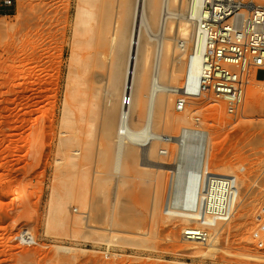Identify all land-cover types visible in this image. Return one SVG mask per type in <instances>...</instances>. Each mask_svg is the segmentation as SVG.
I'll return each instance as SVG.
<instances>
[{
	"label": "rangeland",
	"instance_id": "obj_1",
	"mask_svg": "<svg viewBox=\"0 0 264 264\" xmlns=\"http://www.w3.org/2000/svg\"><path fill=\"white\" fill-rule=\"evenodd\" d=\"M77 4L78 0H13L11 7L0 8V264H264V112L259 108L247 115L241 108L237 116H230L224 104L213 94L209 96V92L208 99H188L189 126L197 128L194 119L198 117L199 128L211 132L218 146L213 151L217 155L213 171L231 172L244 182L240 206L243 216L238 217L237 213L229 222L220 224L211 259L195 258L174 247L183 243L181 234L186 224L179 218L167 219L164 205L170 173L146 170L141 164L145 159L140 152L143 147H135L139 153L126 164L121 176L98 185L94 183L105 178L106 168L97 156L85 161L80 150L73 164H57L64 156L59 140L64 131L78 137L73 145L77 149L92 140L98 149L93 148L95 152L107 148L102 130L104 96L89 117L76 112L74 127L70 126L73 129L62 124L63 106L69 100ZM42 29L50 31L49 38H39L37 31ZM148 34L157 39L160 33L154 30ZM153 47L147 49L150 59ZM109 62L106 53L103 67L96 70L102 79L100 86L108 79ZM26 65L28 81L19 72ZM93 77L90 71L88 82ZM262 80H255L258 88ZM183 82L182 77L174 85L181 87ZM171 98L174 103L175 96ZM214 101L220 105H211ZM174 104L170 109L172 117L187 112H176ZM178 129L164 133L177 136ZM162 147L169 149V155H158V161L172 163L177 146L166 144L159 148ZM57 165L62 169L57 170ZM117 184L118 199L112 201ZM56 187L61 196L58 199L57 193L52 192ZM22 191L28 196L24 198ZM52 196L65 201L63 216L67 222L63 228L47 227ZM83 212L99 228L86 233L82 225L85 232L76 233L78 227L75 229L73 222ZM16 219L20 221L18 229L11 226ZM111 220L115 226L110 225ZM25 231L31 236L29 241L20 238ZM214 235L212 232L211 237ZM59 246L68 247L71 252L56 251Z\"/></svg>",
	"mask_w": 264,
	"mask_h": 264
},
{
	"label": "bare ground",
	"instance_id": "obj_2",
	"mask_svg": "<svg viewBox=\"0 0 264 264\" xmlns=\"http://www.w3.org/2000/svg\"><path fill=\"white\" fill-rule=\"evenodd\" d=\"M244 3L254 4L251 2ZM202 5L203 0H78L72 30L71 60L73 64L70 66L69 73V100L63 106L62 124L66 128L74 127L76 112L81 113L82 117L84 115L89 117L95 113V110L99 107V101L104 96L101 104V108L105 112L102 130L107 141V148L95 152L93 148L96 147H94L92 140L91 144L93 146L85 141L87 145L83 148L84 150L77 149L73 145L75 146L77 143L76 139L78 140V137L75 139V134L63 130L64 132L61 133L63 137L59 140L65 151H59L64 155V158H59L62 156L59 154V160H57L59 163H56L58 165L62 162L73 164L78 155L77 152L80 150H82L80 154L84 153L83 159L85 161L97 156L100 162H104L106 168L105 178L94 183L98 185L100 181L108 182L113 176H121L126 164L130 159L136 158L139 153L135 147H143L140 152L145 159L141 164L146 170L170 173L168 195L164 205L167 219L174 220L177 218V221L183 220L186 225L183 226L182 232L191 229H205L209 233V239L205 244L183 240L181 235V242L183 243L175 244L174 247L177 248V251L188 253V255L195 258L211 259L216 251L215 243L217 236L220 234V224L229 222L237 213L238 217L243 216L240 206L242 203V183L244 182L241 183L238 176L231 172L213 171L217 160V155L215 156L213 151H217L218 146L214 142L211 132L199 128L200 121L197 122L196 118L194 121L197 128L189 126L190 119L186 115L189 110L186 108L190 102H188V99L191 100L190 98H185L184 111L178 112L183 113L186 110L185 114L172 117L170 113L172 104L175 103V106H173L176 108V103L182 100L186 87L191 91L199 88L202 50L199 43L196 48L195 45L198 13ZM254 5L264 8V3ZM41 19L38 20L42 21ZM154 30L160 33L157 39H152L148 34V32ZM37 32L39 38H49L50 31L46 32L42 29ZM153 45V58L150 59L147 49ZM189 48L191 52L188 54ZM88 49H92V51L86 52ZM106 53L110 57L108 65L110 72L105 84L100 86L102 79L98 76L96 70L103 67ZM186 55L187 61L184 62ZM26 71H28L27 65L21 71L19 70L23 79L27 75H25ZM90 71L94 77L88 82L87 74ZM182 77L184 78L183 85L181 87L175 86L174 83ZM247 77L249 86L245 92L242 107L244 111L242 109V112L247 115L259 108L263 113L264 74L260 75V72L251 68L248 70ZM258 79L262 80V86L259 88L255 85ZM25 81H28V79H25ZM25 89L27 88L25 87ZM206 94V90L201 91V97L206 96L205 98H207ZM171 96H175L174 103H172ZM209 96L212 95L209 93ZM216 101L210 104H217ZM135 124L138 126L135 127ZM174 127H179L180 132L177 136L164 133ZM88 138L91 139L92 136L90 135ZM186 139L196 141L194 153L200 170H207L218 176L235 178L236 191L231 213L227 220L216 221L209 218L198 220L193 213L185 211L184 207L177 206L176 196L181 201H189L193 192V179L187 173L183 174L182 164L179 160L181 142ZM166 144L177 146V152L173 159L174 163L158 161V155L162 157L169 155L168 148H159L161 145ZM70 151L72 154H68L71 153ZM75 152L76 154H74ZM64 160H67V162ZM64 163L61 165L63 166ZM58 165L59 169L57 170L62 169ZM178 184L182 186V189L175 194L173 190L175 186L178 187ZM56 189L57 187L52 192H56L58 196L59 193ZM15 191L17 192V190ZM15 193L14 196L17 195ZM22 193H25L24 198L28 196L27 192L22 191ZM54 197L50 199L49 203L47 227L63 228L64 222H67L65 215L63 216L64 209H66L65 201L62 202V199L56 200L61 196L55 197L56 199ZM18 198L16 197V199ZM117 199L118 184L114 186L112 193V201H117ZM153 199L152 201H154ZM83 205L82 210H84ZM154 206L153 208H155ZM83 214L85 213L79 214L80 217H76V221L73 222L74 228L75 226L78 227L77 229H80L79 226L82 228L81 231L75 228L76 233L78 231L79 233L82 231L88 233V229L90 231L97 227L94 223H91V217L88 213ZM82 225L85 226V231ZM110 225L115 226V223L112 222ZM116 225L118 226V224ZM11 226L18 229L20 227L19 219L14 220ZM117 231L119 230L117 229ZM212 232L215 234L213 238L211 237ZM30 237L26 231L22 232L20 236L24 241H29ZM56 251L65 254L71 252L70 248L61 246Z\"/></svg>",
	"mask_w": 264,
	"mask_h": 264
},
{
	"label": "built area",
	"instance_id": "obj_3",
	"mask_svg": "<svg viewBox=\"0 0 264 264\" xmlns=\"http://www.w3.org/2000/svg\"><path fill=\"white\" fill-rule=\"evenodd\" d=\"M13 0H0V8ZM201 46L202 64L197 90L184 89L177 112L184 111L185 98L198 99L206 90L224 104L227 115L237 116L244 104L247 73L253 68L264 74V8L241 0H203L197 19L196 45ZM197 122L200 119L197 117ZM196 141L181 142L180 163L183 174L193 179L189 201L176 196L177 206L193 213L197 219L227 220L231 213L236 180L200 170L194 153ZM264 173V170H263ZM182 189L175 186V194ZM183 240L207 243L205 229L182 232Z\"/></svg>",
	"mask_w": 264,
	"mask_h": 264
}]
</instances>
